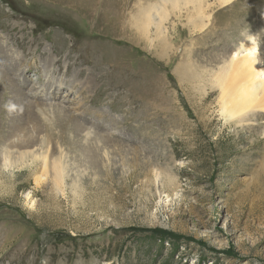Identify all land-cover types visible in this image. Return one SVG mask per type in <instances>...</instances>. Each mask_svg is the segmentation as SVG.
<instances>
[{
    "label": "rangeland",
    "instance_id": "374dc122",
    "mask_svg": "<svg viewBox=\"0 0 264 264\" xmlns=\"http://www.w3.org/2000/svg\"><path fill=\"white\" fill-rule=\"evenodd\" d=\"M255 37L264 0H0V264H264V112L220 102Z\"/></svg>",
    "mask_w": 264,
    "mask_h": 264
},
{
    "label": "bare ground",
    "instance_id": "6f19581e",
    "mask_svg": "<svg viewBox=\"0 0 264 264\" xmlns=\"http://www.w3.org/2000/svg\"><path fill=\"white\" fill-rule=\"evenodd\" d=\"M161 1L166 2V3L173 2L174 5H176L178 4V1L180 0H161ZM187 1L189 2V4H192L199 0H187ZM216 1L217 3L220 2L221 4H225V3L229 4L233 0H216ZM155 9L157 8L155 7ZM132 21L134 22V20ZM135 22H136L137 27L143 30H147V27H150L148 22L151 23V16H136ZM257 40L258 39L256 37L248 39L247 44H244L241 47L233 50L230 53V55L226 58V60L223 62L224 68H225L224 70L226 71V74L228 75V79H227L228 83L226 82L227 85H222L223 84L222 82H218V85H222L223 87H225L222 89L221 96H220V102H221V115L226 119V121H236L237 120L241 123L243 119L245 118V116H247L250 113L252 114V112H264V64L262 62L264 58L258 55ZM38 92H35L31 95L38 96ZM43 97L51 98L54 96L48 95V96H43ZM21 129H22V126H21ZM83 133H84L83 134L84 138L91 136L89 134L90 133L89 131L88 132L83 131ZM20 137L21 136H17V138H20ZM25 139L26 138H24V140ZM24 140L22 137L20 140L19 139L16 140L15 138L12 140V143H13L12 151H9L6 149L5 153L7 154L1 157L2 166H3L2 170L12 169L14 167L15 162H22V160L25 159L26 155H30L34 152V150H36L35 149L36 144H26L25 146L21 148V145H19V143L24 144L25 142ZM13 155H14V159L17 160V161L15 160V162H13L12 160ZM51 166L52 165H49L48 160L45 159L41 166L42 167L41 172L38 171L40 175L36 178V181H40V180L47 178V176L50 174ZM53 168L56 172V180L59 183L57 185H61L63 183L62 179L60 178L61 169H60V166L57 164V162L53 164Z\"/></svg>",
    "mask_w": 264,
    "mask_h": 264
}]
</instances>
